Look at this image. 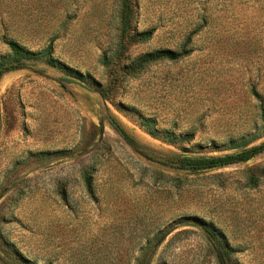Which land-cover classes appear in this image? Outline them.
Listing matches in <instances>:
<instances>
[{
	"label": "rangeland",
	"instance_id": "1",
	"mask_svg": "<svg viewBox=\"0 0 264 264\" xmlns=\"http://www.w3.org/2000/svg\"><path fill=\"white\" fill-rule=\"evenodd\" d=\"M127 4L0 0V57L6 35L74 70L31 61L0 79V264H264V152L211 171L177 163L264 143V0ZM162 49L189 54L129 77ZM142 119L194 139L154 138Z\"/></svg>",
	"mask_w": 264,
	"mask_h": 264
},
{
	"label": "trees",
	"instance_id": "2",
	"mask_svg": "<svg viewBox=\"0 0 264 264\" xmlns=\"http://www.w3.org/2000/svg\"><path fill=\"white\" fill-rule=\"evenodd\" d=\"M124 0L123 14H127L128 4ZM153 31H148L142 33L140 36L141 41H147L152 38ZM7 41L8 48L10 50L9 55L0 57V79L10 72L19 71L27 68L28 62L31 61H45L50 66L60 69L63 72L69 74L74 73V70L70 68L67 64L53 56V47L50 45L41 51H31L25 46L21 45L19 42L14 40H9L8 36H4ZM189 52L185 49L180 52L162 49L154 52L146 53L141 55L136 60H134L130 66H128L127 73L131 79L139 77L149 66L155 65L164 61L176 62L182 57L188 55ZM102 64L106 67L110 64V58L104 57ZM262 125L260 127L261 135L264 134V107L261 111ZM142 126L145 127L147 132L154 138L163 139L170 143L177 145L182 142H191L194 139L193 134H187L183 136H177L174 132L164 131L161 132L156 128V121L154 119H142ZM115 129L123 137V139L129 144L133 145L131 138L123 131L121 128L116 126ZM258 133H260L258 131ZM259 137V134L247 135L240 138L230 139L225 150H236V152L226 154L219 157H179L177 163L180 165V169L186 171L203 172L218 170L221 168H226L234 166L240 163H245L255 156L264 152V143L259 146L250 147L249 146ZM185 149V148H184ZM186 150V149H185ZM88 179V183H89ZM206 230L214 234L215 229L212 226L205 225Z\"/></svg>",
	"mask_w": 264,
	"mask_h": 264
},
{
	"label": "water",
	"instance_id": "3",
	"mask_svg": "<svg viewBox=\"0 0 264 264\" xmlns=\"http://www.w3.org/2000/svg\"><path fill=\"white\" fill-rule=\"evenodd\" d=\"M0 115H1V110H0ZM112 124L115 126V123L111 120Z\"/></svg>",
	"mask_w": 264,
	"mask_h": 264
}]
</instances>
